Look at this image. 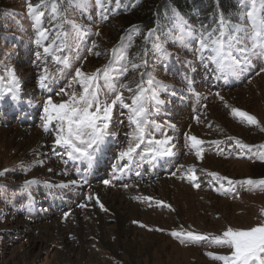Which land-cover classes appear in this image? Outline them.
Wrapping results in <instances>:
<instances>
[{"label":"rangeland","instance_id":"374dc122","mask_svg":"<svg viewBox=\"0 0 264 264\" xmlns=\"http://www.w3.org/2000/svg\"><path fill=\"white\" fill-rule=\"evenodd\" d=\"M58 1H47L40 27L49 32L40 44L36 43L40 29L27 11L29 0H2L0 8V87L6 91L10 86V72L19 82L16 99L6 91L0 100V264H223L208 253L229 255L230 248L210 239L181 242L171 232L193 231L210 238L228 227L248 229L264 223V186L260 185L264 176H259L264 164L259 158L264 153V56L233 51L236 64L221 70L210 60H201L199 34L179 30L175 35L174 29L167 46L154 44L147 63L137 70L129 64L119 83L133 89L123 90L125 102L131 103L141 73H146L144 81L154 77L162 82L164 103L149 104V120L174 137L176 154L155 164L137 157L125 172H116L118 165L127 163L119 153L132 131L128 110L117 105L110 123L115 135L89 166L86 160L69 159L66 149L55 144V134L43 130V103L49 96L56 103L68 99L56 95L62 88L79 94L81 87L73 80L76 70L91 74L103 69L113 61L112 50L126 51L134 35L113 38V21L101 19L102 12L109 10L107 0H102L103 8L90 0L84 9L69 7L68 0ZM57 2L67 11L52 19L50 9ZM242 2L248 5L246 11L255 3L262 16L261 0ZM246 11L233 24L244 27L242 36L251 33ZM58 32L64 34L62 39H57ZM61 43L63 48L56 54L63 62L54 61V53L44 48ZM245 43L251 46L250 40ZM45 68L48 78L42 88ZM100 88L101 99L110 101L113 95L103 80ZM232 108L255 115L259 126L241 122ZM153 131L160 138V132ZM187 134L205 141L203 159L185 146ZM34 135H44L46 144L29 153L24 146ZM237 141L249 147L242 149ZM192 167L199 188L187 179ZM249 178L256 184L246 183ZM106 179L112 184L105 185ZM109 198L116 206L130 208L123 232L118 231L116 213L109 205L99 206Z\"/></svg>","mask_w":264,"mask_h":264},{"label":"snow or ice","instance_id":"6c2138e0","mask_svg":"<svg viewBox=\"0 0 264 264\" xmlns=\"http://www.w3.org/2000/svg\"><path fill=\"white\" fill-rule=\"evenodd\" d=\"M68 2L69 7L75 5L81 9L87 8L90 5V0H68ZM95 3L101 8L104 7L102 0H95ZM117 6H119L118 3ZM261 7L264 8V0H261ZM46 8L47 0H38V3L35 5L30 0L27 3V11L40 29L36 41L37 44L48 38L49 29L40 27L41 18L44 16ZM50 10L53 14L52 19L63 16L64 12L67 11V9L61 10L58 4L52 5ZM244 18V16H241V19ZM246 18L251 21V33L242 36L240 33L245 31L244 27L242 25L231 24L221 14L220 19L216 22V28L211 32H206V34L205 32L201 33L199 40L201 60L208 59L215 63L218 69L222 70L226 66H234L236 64L233 51L241 54L264 56V16L258 15L255 3L252 4L251 10L246 13ZM101 19H108L107 10L102 12ZM185 23L182 17H177V27L183 28ZM154 32V29L149 30L145 36V40L153 36ZM63 35L62 32H58L57 39H62ZM245 40H250V47L245 43ZM181 43H183L182 39ZM237 45L244 46L237 48ZM156 47L161 48L162 45H156ZM62 48L63 43L55 48L45 47L44 52H53V60L63 62L61 56L56 54ZM206 50L210 52V55L207 57L204 55ZM112 52L113 61L103 69H97L91 74L85 73L80 69L76 70L73 80L81 87L79 94L75 91L68 92L62 88L56 95H68V99H63L59 103H56L53 101L52 96L47 98L43 103L41 126L45 132L51 131L55 134V144L63 146L66 149L69 159L72 161L86 160L89 166H91L92 161L95 159L96 154L101 151L102 146L105 145L110 137L115 135L114 132L110 131V123L117 105L123 109H127L129 125L132 131L127 134L129 137L127 147L119 153L120 160H127V163L118 165L115 169L116 172L123 173L129 169L130 164L137 157L139 161H148L155 164L173 157L176 153L174 137L164 132L161 125H156L154 121L149 120L151 112L148 106L152 104L155 107L164 103L160 99V91L164 90L165 86L154 77H150L147 81H144L143 76L146 73H141L139 76L140 82L136 84L135 94L132 96L131 103H126L123 90L126 89L128 92H133V89L128 84H122L119 81L130 70L128 67L129 58L127 52L122 49H113ZM146 54L145 52L144 55ZM226 61L228 65H226ZM146 63V61H142L139 64L131 63V70H137ZM113 65H118V67H114ZM9 74L11 76L10 86L6 87V91L12 94V99H16L15 90L19 88V82L14 72H10ZM47 78V68H45L44 74L40 76V86L42 88L46 86L44 82ZM101 80L104 82V87L113 95L110 101L108 99H101ZM70 87L71 85H69ZM6 91L4 87H0V100H4ZM231 111L243 123L257 126L260 124L255 115L245 110L232 108ZM150 125L152 126L151 128ZM168 127L174 128L175 126L168 125ZM153 129L160 132V138H156ZM237 143L242 149L249 147L240 141H237ZM204 144L205 141L196 135H185V146L189 151H194L196 157L200 159H203ZM142 145L143 148H141ZM138 149H140L139 152L137 151ZM259 158L264 159V153L260 154ZM195 171L194 167L189 168L187 170V179L194 182V186L199 188L200 184L196 182L198 177L195 175ZM211 176L220 180H228L227 177H220L219 173H211ZM115 178L114 174L113 179ZM181 178L183 179L184 177ZM228 182L229 184L233 183L231 180H228ZM73 183H76V181H73ZM83 183H87V180L84 179ZM103 183L110 185L112 184V180L106 179ZM246 183L249 185L256 184L251 178ZM260 185L264 186V181H260ZM125 187L127 186L125 185ZM222 187L223 185H221ZM92 198L91 195L88 197L89 200ZM96 199L99 202V198L97 197ZM145 199L151 200L152 198L145 197ZM158 203L163 205L164 202L159 201ZM80 206L84 207L85 205ZM100 207L103 209V204ZM67 215L65 213V216ZM171 235L180 238L181 242H198L210 239L212 243L218 246L230 248L231 252L229 255L208 253L214 259L223 261V264H264V223L248 229H233L232 227H228L221 235L210 238L204 234L184 230L172 231Z\"/></svg>","mask_w":264,"mask_h":264},{"label":"trees","instance_id":"16d2710c","mask_svg":"<svg viewBox=\"0 0 264 264\" xmlns=\"http://www.w3.org/2000/svg\"><path fill=\"white\" fill-rule=\"evenodd\" d=\"M31 1L38 3V0ZM58 2L56 4L60 6ZM2 4L0 0V8ZM107 7L108 19L113 21V38L117 40L134 35L126 48L131 66V63L147 61L154 44L167 46L172 38L169 35L174 29H177L175 35H178L179 30H184L201 36L202 32L206 34L217 27L216 22L221 14L231 24L236 23L248 5L242 0H107ZM177 17H182L186 22L183 28L176 26ZM153 29L154 35L145 40L146 34ZM259 169V176L263 177L264 164Z\"/></svg>","mask_w":264,"mask_h":264},{"label":"bare ground","instance_id":"6f19581e","mask_svg":"<svg viewBox=\"0 0 264 264\" xmlns=\"http://www.w3.org/2000/svg\"><path fill=\"white\" fill-rule=\"evenodd\" d=\"M16 134H22V132L16 130L14 131ZM46 144V138L44 135H34L31 139V141L24 147H26V151L30 152H34L35 150H41L42 147H44ZM48 167V166H47ZM49 170V169H48ZM93 176V175H92ZM97 194L100 193L99 189H97ZM95 194V193H94ZM100 201V200H99ZM101 203L103 204V206H108L116 213V218H117V223L120 225L118 228L119 232H123L124 229L126 230V228L124 227V225H126V223L128 222L129 218L127 217V214H130V208L129 206H127L126 204H118L117 206L114 204V201L112 199H106L101 200L99 206L101 205ZM119 207V208H118ZM124 211V212H121ZM122 213H125V215H123ZM99 214V213H98ZM101 214V213H100ZM79 215V214H78ZM102 216V215H101ZM80 222V221H79ZM46 228V227H45ZM48 229V228H47ZM82 231V230H81Z\"/></svg>","mask_w":264,"mask_h":264}]
</instances>
